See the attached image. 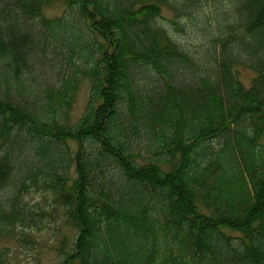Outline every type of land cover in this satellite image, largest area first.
<instances>
[{
    "label": "trees",
    "instance_id": "obj_1",
    "mask_svg": "<svg viewBox=\"0 0 264 264\" xmlns=\"http://www.w3.org/2000/svg\"><path fill=\"white\" fill-rule=\"evenodd\" d=\"M213 1L187 45L162 9L201 0H0V241L42 226L36 190L58 264H264V0Z\"/></svg>",
    "mask_w": 264,
    "mask_h": 264
},
{
    "label": "rangeland",
    "instance_id": "obj_2",
    "mask_svg": "<svg viewBox=\"0 0 264 264\" xmlns=\"http://www.w3.org/2000/svg\"><path fill=\"white\" fill-rule=\"evenodd\" d=\"M228 2L217 3L213 0H209L208 2L207 0H201L199 8L191 11L190 14H180L170 8L163 7V17L159 22L161 26L176 39L178 38L184 44L194 45L197 41L198 31L193 24L202 25L209 22L211 27L215 29L218 23L224 22L215 21L221 10L229 11L233 8V3L231 1ZM64 10L65 7L61 3H55L48 6L44 13L47 17L54 18L61 16ZM192 18H195L193 24L191 23ZM174 21L183 27L182 31L173 24ZM235 70L238 72V79L245 85L250 86L256 76L254 71L244 67H238ZM89 97V84L85 82L80 88L77 102L71 113V119L74 123L78 121L84 113ZM24 202L36 205L38 211H46L47 215H42L44 223L41 224L42 226L38 228L36 232H29L30 240L26 245L9 238L0 241V247L9 248V264H58L57 249L65 245L64 250H67L68 247L73 244L74 230L70 226L64 224L61 225V232L54 230L53 225L49 228L48 225L53 224V222L49 223L48 221L53 220L55 213L52 210L56 208L49 197L47 200H44L40 194H36V190H32V192L25 196ZM57 211L60 213V210ZM59 222L61 221L59 220ZM63 242H65V244H63Z\"/></svg>",
    "mask_w": 264,
    "mask_h": 264
}]
</instances>
